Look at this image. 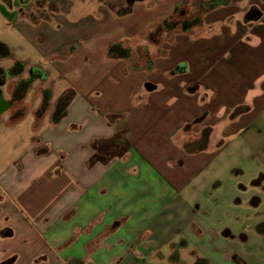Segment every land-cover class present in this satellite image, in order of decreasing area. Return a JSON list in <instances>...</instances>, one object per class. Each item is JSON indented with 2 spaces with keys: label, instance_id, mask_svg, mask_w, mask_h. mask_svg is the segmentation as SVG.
Wrapping results in <instances>:
<instances>
[{
  "label": "crops",
  "instance_id": "0c3cea01",
  "mask_svg": "<svg viewBox=\"0 0 264 264\" xmlns=\"http://www.w3.org/2000/svg\"><path fill=\"white\" fill-rule=\"evenodd\" d=\"M206 1L0 0V42L12 53L0 65H25L22 76L10 78L16 80L11 88L9 80L0 85L3 99L14 104L13 88L31 69L45 74L24 96L28 102L39 89L22 118L11 121L13 104L0 113V264H170V245L186 249L187 241L210 242L214 253L198 248L202 264H264V252L218 246L223 238L264 244L261 195L245 215L257 223L254 229L213 230L192 214L214 161L207 149L219 137L189 155L183 145L196 139L180 136L182 128L196 121L194 133L212 128L224 139L264 123V0H229L209 11L199 6ZM187 6L195 7L199 23L183 21V32L164 43L160 55L152 59L156 47L138 43L153 62L149 72L132 71L137 50L127 59L107 57L110 45L147 30L125 28L122 20L153 18L147 27L166 19L172 7ZM95 18L104 42L84 34L83 21ZM64 19L76 24L72 35L63 34ZM46 93L48 106L38 115ZM64 95L70 102L53 122ZM199 97L216 112L243 105L247 111L230 121L231 113L212 119L211 111L196 108L190 114ZM254 142L264 150V141Z\"/></svg>",
  "mask_w": 264,
  "mask_h": 264
},
{
  "label": "rangeland",
  "instance_id": "374dc122",
  "mask_svg": "<svg viewBox=\"0 0 264 264\" xmlns=\"http://www.w3.org/2000/svg\"><path fill=\"white\" fill-rule=\"evenodd\" d=\"M192 6H196L194 3ZM175 7H172L170 9V13L173 12ZM183 13V15H181ZM192 17H196V9L191 6L187 7H180L176 13L172 17V19L169 21L170 23L176 22V28L174 30H171L169 32L161 31L159 32L157 29L160 26V21L155 22L152 25H148L146 27V23L149 20H154L153 18H149L146 20H140L137 19L134 20H122V26L123 27H129L130 25H135L134 28L136 31L143 30L142 33H139L138 36L132 41H124L122 42L123 46L131 48V51H135L139 48L142 41L146 43V45L150 48H154L153 54H150V57L153 59L155 56L160 55L161 48L164 43L170 44L174 40L176 34L182 33V26L185 23L190 22ZM66 20L67 29L64 30L63 34L72 35L71 31L69 30L70 27L76 26L73 25L72 19H64ZM185 21V23L183 22ZM84 24H82V27H86L84 34L88 35L89 41H96L97 39L102 40L104 42V36L103 32H99L101 29L98 28L97 23H101L99 19H92V20H85L83 21ZM150 24V23H147ZM183 24V25H182ZM81 27V28H82ZM79 29V27L77 28ZM75 30V29H74ZM152 31V34L155 33L154 36V42L148 40V34ZM195 30L191 29L189 33H192V35L197 37L200 32H194ZM156 32L158 33L156 35ZM147 34V35H146ZM104 36V37H103ZM103 37V38H102ZM118 35L110 38H117ZM99 44V45H98ZM95 44L98 46H101L100 43ZM154 46V47H153ZM141 47V46H140ZM147 47V48H148ZM100 50V48L98 47ZM161 49V50H160ZM163 51V50H162ZM152 53V51H151ZM139 66H145L146 61L143 59L138 63ZM16 80L9 79V85L8 87L11 88V86L14 85ZM39 89L36 88L34 92L31 91V94L29 95L30 101H32L38 96ZM28 99V98H27ZM30 101L24 102V98L20 101H15L12 107L14 110H9L11 115H13L15 112H19L22 109L23 115L25 113V110L29 107ZM200 97L198 99H195L192 101L191 109H189V113L196 112V108L200 110V113H203L204 111L208 110L212 112V119L218 117V118H228L231 111H226V109H218L217 112L213 109L211 110L210 107H206L207 104H203V102H199ZM43 102V100H42ZM42 102L40 104V107L42 105ZM29 103V104H27ZM213 106V105H212ZM40 107L38 110H40ZM207 109H204V108ZM244 107V105H243ZM235 109V108H234ZM8 111V112H9ZM44 112V111H43ZM42 114V111H41ZM40 114V115H41ZM218 114V115H217ZM232 114V113H231ZM229 116L228 120L234 119L236 116L230 118ZM12 122H15V120L10 117ZM37 121V120H36ZM228 121V122H229ZM196 124V121L190 124H187V126H184V129L182 128V131L180 132L181 135H186L185 139L193 140L198 139L201 136V132L198 134L194 133L193 126ZM223 127V126H222ZM222 127H220L222 129ZM209 129V136H208V143L209 138L216 134L215 140L211 141V144H209V148L207 151L212 155L214 161L210 168L207 170L209 174L207 175L208 180H204L205 182H202V187L199 193V196L197 197L200 208L196 210V203L192 206V214L193 218L196 219V214L198 217L201 218L202 222L204 221L211 229L213 230H220L223 231L225 229V225H228L232 228L233 232H237L238 229H240L244 224H248L253 229L257 226V223L253 221H247L245 220L246 212L248 211V214H251L253 209L252 206V200L254 199V196L257 194L261 195L262 201L260 202V206L258 207L261 212V214L264 215V164L262 161H264V150H256L257 144L254 142L255 139H260L264 141V123L259 120L257 126H253L251 129H249V132H246V134H243L241 131H238L236 133H232V135H228L224 137L219 136V132H217L214 129ZM219 129V128H218ZM204 130V129H202ZM179 136V139H180ZM255 138V139H254ZM219 139L223 140V144L221 141H218ZM214 141L216 144H214ZM218 141V142H217ZM222 144V145H221ZM220 145V146H219ZM208 146V145H207ZM214 146H217V148H214ZM219 146V147H218ZM193 190V192H192ZM188 190L186 193V198H189V196L193 193V198L196 200V186L193 189ZM192 192V193H191ZM196 202V201H195ZM239 205V206H238ZM196 238V235H194ZM262 237V236H260ZM257 239V238H256ZM264 242V236L262 237ZM223 242L219 243L218 246L220 248H224L225 246L228 248H231L233 253L240 252V249L242 248L246 250V252L250 253L253 250H258L260 252H264V244H259L258 239L255 240V242L252 244V248L250 247V244L247 243H240L238 241L231 242L227 240L226 238L222 239ZM172 252H170V264H202L203 262L200 260L201 258L205 259V256L202 255L198 250L202 251V248H207V250L211 253H214L212 250V246L209 241H207L206 244H202L201 242H193L190 243L187 241V248H183L180 245L177 244H171ZM197 247V248H196ZM241 249V250H242ZM190 251H195V256L192 257L191 255H188L187 253ZM222 258L221 254H218ZM174 260V261H173Z\"/></svg>",
  "mask_w": 264,
  "mask_h": 264
},
{
  "label": "trees",
  "instance_id": "16d2710c",
  "mask_svg": "<svg viewBox=\"0 0 264 264\" xmlns=\"http://www.w3.org/2000/svg\"><path fill=\"white\" fill-rule=\"evenodd\" d=\"M229 2V0H207L204 3L199 4V6L201 8H203L206 11L212 10L214 8L226 5ZM128 5H131V1L128 2ZM198 6V5H197ZM178 11V8L176 7L174 9V11L172 12V14H170L166 19H163L160 21V26L157 29L159 32L164 31V32H169L171 30H174L176 27V22L170 23L169 21L172 19V17L174 15H176ZM197 23H199V19L193 18L190 21L189 26H193L196 25ZM158 32V33H159ZM156 32V35L158 34ZM154 34H149L148 35V40L154 42ZM131 54V49L128 47H123L121 43H116V44H112L108 47L106 55L108 58L111 59H127L129 58ZM137 54H138V60L137 62L133 63L131 65V69L134 72H138V71H146L149 72L150 70H152L153 67V62L151 60V58L148 55V51L145 47H139L137 49ZM12 56V53L10 51V49L8 48L7 45H5L4 43L0 42V60L2 59H6V58H10ZM146 61V65L145 66H139L138 63L141 60ZM24 69H25V65L23 62L20 61H15L13 63V66L9 69L6 70L4 69L1 65H0V85L5 84L10 78H17L22 76V74L24 73ZM45 74L37 69V68H33L30 70L28 78L25 80H19L14 88H13V100L15 101H20L24 98V96L26 95V93L29 91L31 84L34 80L36 79H41L44 78ZM49 97L50 94L46 93V95L43 98V102L42 105L40 107V110H38V112L36 114H41V111L43 113V111H45L46 107L48 106V102H49ZM70 102V97L68 95H64L62 96L57 104H56V109L51 117V120L53 122H58L63 115L65 114V109L68 106ZM65 107V108H64ZM247 111V107H238L236 108L232 114L231 117L237 116L241 113H244ZM25 114V113H24ZM23 112L22 109L19 112H15L12 115V118L17 121L20 118H22ZM187 126V125H186ZM209 129H204L202 130L201 136L195 140V141H191V142H186L183 145V150L185 151L186 154H197L200 152H203L204 150L207 149V145H208V136H209ZM98 150H101V147H98ZM97 158L96 155H94L92 157V161H94V159Z\"/></svg>",
  "mask_w": 264,
  "mask_h": 264
},
{
  "label": "water",
  "instance_id": "95a60500",
  "mask_svg": "<svg viewBox=\"0 0 264 264\" xmlns=\"http://www.w3.org/2000/svg\"><path fill=\"white\" fill-rule=\"evenodd\" d=\"M12 104L13 101H6L3 99L2 92L0 91V113L7 111Z\"/></svg>",
  "mask_w": 264,
  "mask_h": 264
}]
</instances>
